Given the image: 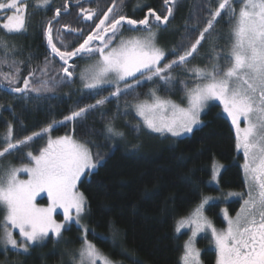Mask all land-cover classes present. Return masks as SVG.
I'll return each mask as SVG.
<instances>
[{"label":"snow or ice","instance_id":"1","mask_svg":"<svg viewBox=\"0 0 264 264\" xmlns=\"http://www.w3.org/2000/svg\"><path fill=\"white\" fill-rule=\"evenodd\" d=\"M240 4L237 10L234 0H218V7L209 8L210 18L203 30L196 24L190 28L185 24V38L190 32L199 31V36L186 49L183 42L169 50L167 55L176 59L168 60L165 50L157 44L156 27L167 26L173 15L176 0H165L169 5L163 17L148 8L142 19H132L126 15H118L119 6L113 0L112 7L97 17L83 43L71 51L61 50L54 41L53 24L49 20L44 33L50 56L58 58L59 70L53 66L52 60L45 57L41 65L31 67V56L28 58V76L21 78L24 61L9 59L14 55V45L0 40L4 55L0 57V89L9 93L29 97L33 94L39 98L43 93H50L62 84L74 82V73L82 83V90L90 95H98L105 87L114 89L109 96L96 100L95 103L71 111L62 121H53L42 132L32 133L22 139L12 135V125L3 139L6 146L0 148V158L14 151L29 148L35 138L47 136L46 146L38 149V154L31 151L24 153L29 164L20 167L9 166L0 172V208L5 211L0 243L5 249L11 246L22 252H28L32 245H37L52 233L59 239L66 224L75 223L80 226L81 246L76 250L72 264H115L95 243L88 239L91 232L97 239L109 240L103 233L81 223L87 208V198L78 190V182L82 176L97 169L103 160L99 152L93 153L89 144L81 142L71 135L53 138L50 133L54 127L65 122L83 123L87 115L95 111L111 99L132 94L146 81H159L167 89L177 83L173 72L182 68L193 80L192 87L182 84V91L187 99V106H181L171 99L161 97L156 89L148 93L150 99L139 100L128 105L141 117V123L134 126L139 131L141 125L154 133L170 134L181 137L191 134L200 126L201 113L210 101H219L223 112L230 118L234 126L236 149L242 153L244 163L242 170L246 183V192H229L230 197L242 199L240 210L233 218L227 215V227L217 229L204 214L205 205L214 198H203L189 217L177 222L176 231L190 228L191 237L183 245L182 264H202L200 250L196 247L195 237L204 231L210 232L218 253L217 264H264V0H235ZM49 0H34L35 6H46ZM27 4L24 0H8L0 2V11L11 15L0 16L4 20L0 28L7 34L19 33L26 29ZM86 21H92L95 10L80 9ZM222 12L234 25L230 32V45L227 51L212 46L209 59L211 67H189L191 59L198 54V48L205 41V34H211L217 19ZM61 14L55 9V17ZM112 14V15H110ZM152 18L150 21L149 18ZM127 25L132 32L143 30V35L124 37L123 27ZM73 35L83 36L82 30L63 26ZM59 42L64 45L62 30H57ZM66 48V45H65ZM89 59L98 57L94 63L88 64L77 72V67L69 63L74 58ZM163 62V63H162ZM55 72V75L51 73ZM10 107V106H9ZM242 121L244 126L242 125ZM108 138L124 137L125 133L115 127L113 121L105 124ZM223 165L214 163L213 180L218 181L219 169ZM21 172L27 173V179H20ZM46 194L50 201L47 206L37 203V197ZM247 197L246 199L244 197ZM62 209L63 222L54 216L57 209ZM18 229L22 240L13 235Z\"/></svg>","mask_w":264,"mask_h":264},{"label":"trees","instance_id":"2","mask_svg":"<svg viewBox=\"0 0 264 264\" xmlns=\"http://www.w3.org/2000/svg\"><path fill=\"white\" fill-rule=\"evenodd\" d=\"M0 2H8V0H0ZM24 2L27 4L26 29L19 33L7 34L0 28V40L15 46L14 55L10 52L9 59L15 58L25 62L22 66L21 78L28 76L29 56H31L32 68L37 65L42 66L44 58L49 57L54 68L59 70L61 63L58 58L49 55L50 47L47 45L44 30L49 19L55 15V9L64 5V0H49V4L42 7L35 6L34 0H24ZM115 2H119L117 5L121 15L134 4H141L145 10L152 8L163 17L169 7L165 0H115ZM92 5L97 8V17L102 18L103 12L112 7L113 0L112 2L98 0ZM238 5L234 2L237 10ZM216 7L218 0H176L173 15L169 18L167 26L159 27L162 31L177 30V34L171 38L172 42L169 41L168 48L170 46L171 49L175 48L183 42L186 49L194 43L199 31L190 32L185 38V24L189 25V28L196 24L202 31L210 18L209 8ZM11 14L0 11V16ZM59 20L60 18L57 17L52 22L54 41L58 37L57 30H62L61 24L55 25ZM4 22L6 21L0 20V25ZM98 22L97 19L96 23ZM233 24L234 21L230 24L229 17L222 12L211 34L207 33V36L212 37L224 29L230 30ZM62 35L67 36L63 30ZM132 35L134 34L128 36ZM83 39L84 37L64 40V45L59 41L55 42L62 51H71L83 43ZM3 55L0 46V57ZM166 58L176 59L171 55ZM86 61L88 60L77 58L71 64L76 65L79 72ZM192 61L193 59L190 64L193 63ZM180 69L177 68L173 72V76L177 79H181L177 73ZM0 70L8 72L10 69L5 66ZM51 74L55 75V72ZM178 84L174 83L166 89L159 81H148L138 87L134 93L121 96L118 100L111 99L105 106L90 112L83 123L65 122L53 128L51 132L58 136L73 133L81 142L92 141L94 143L89 146L93 153L99 152L103 157L98 168L86 174L78 187L87 198L89 228L109 238L105 242L97 239L90 232L88 239L115 262L182 264L183 245L188 239V233L177 232V222L189 216L203 198L212 197L213 203L209 204L207 214L215 221L218 228H225L227 225L220 214L221 208L226 205L229 214L235 216L243 202L240 198L230 201L227 198L219 203L215 202L220 194L246 192L242 170L244 157L235 146L234 126L218 103L211 104L205 112L203 125L184 137L154 133L141 138L135 137L138 136L137 133L131 132L120 142L108 138L105 124L114 117L118 106L125 107L126 102L129 104L146 99L151 89H156L158 95L164 98H170L176 95L175 88L180 91L181 85ZM113 90L111 87H105L98 95H90L81 89L80 80L76 78L75 73L73 83L62 84L53 92L41 94L39 98L35 94L23 97L0 89V148L6 146L3 136L8 131L9 123L12 125L13 137L22 139L32 133L42 132L53 121H62L73 110L109 96ZM45 143L46 138H42L24 149L36 154ZM18 151L8 156L13 157ZM214 163L223 165L218 177L219 185L213 181ZM4 217L5 211L0 208V229ZM63 232L60 239L56 240L50 236L31 247L26 253L9 246L5 249L0 243V264L69 262L65 250L74 251L79 247L82 243L79 239L81 231L79 226L71 224ZM199 243L204 247L202 253L204 263L216 264L217 251L209 240L202 239Z\"/></svg>","mask_w":264,"mask_h":264},{"label":"rangeland","instance_id":"3","mask_svg":"<svg viewBox=\"0 0 264 264\" xmlns=\"http://www.w3.org/2000/svg\"><path fill=\"white\" fill-rule=\"evenodd\" d=\"M234 2H235V0H234ZM235 3H237V4H239L238 2H235ZM239 7H240V4L238 5ZM235 7V6H234ZM234 25V24H233ZM233 25L231 26V28H230V30H223V31H220L219 33H217V34H214V35H212V37H209V35L207 36V33L205 34V37H206V39H205V41H202V46H200L199 48H198V54L197 55H195V58H193V63H191V64H189V67H192L193 65H197V66H199V67H211V64H212V61H210V59H209V57H210V55L212 54V46L213 45H216L217 46V49H219V48H222L224 51H227L228 50V47H229V45H230V40H231V37H230V32H231V29H232V27H233ZM155 31V30H154ZM212 31V30H211ZM157 32V44H158V46H160V47H162L164 50H165V52H166V57L168 56L167 55V53L169 52V50H171V46L168 48V46L170 45L169 44V41H171V38L175 35V34H177V30H168V31H162V30H160V28L158 27V30L156 31ZM144 34V33H143ZM143 34H136V35H143ZM124 37H129L128 35H123ZM208 37H209V39H208ZM172 42V41H171ZM202 51V52H201ZM98 57H93V59H91V60H88V61H86L85 62V64L84 65H82V68L83 67H85L86 65H88V64H91V63H94V61L97 59ZM180 76H181V79H177L176 77H175V79H176V81H177V83H179V81H184V82H186V83H188V86L189 87H192V85H193V80H192V78L190 77V75L189 74H187V73H185L184 72V70L181 68L180 70H178V72H177ZM146 82H148V81H146ZM146 82H144V83H146ZM80 83H81V81H80ZM181 85V86H180ZM178 86H180V91H178V88H175L176 89V95H174V96H171L170 98H167V99H171V100H173V101H175L176 103H178V104H180L181 106H184V107H186L187 106V99L185 98V94H184V92L182 91V84L181 83H179L178 84ZM81 89H82V83H81ZM158 94V93H157ZM162 97V96H161ZM146 99H150V97L148 96ZM145 100V99H144ZM136 103V102H135ZM215 103H218L219 105H221L222 106V104L219 102V101H210L207 105H206V107H205V109H204V111L201 113V117H200V119H201V121H202V124L200 125V126H202L203 125V123H204V119H203V115L205 114V112L208 110V108L211 106V104H215ZM132 104H134L133 102H131V103H129L128 105H132ZM106 105V104H105ZM104 105V106H105ZM222 108H223V106H222ZM124 112H125V107H123V106H118L117 107V110H116V113H115V115H114V117H112L110 120L111 121H113V123H114V125H115V127L116 128H118L119 130H121V131H123L124 133H125V135H124V137H115V138H111V140H113V141H115V142H120L121 140H123V138H125L127 135H129V133H131V132H133V133H137L136 135H138V136H135V137H145V136H151V134H154V132H151L150 130H148V129H146L145 127H143L142 125H141V127H140V129H139V131H136L135 130V127L134 126H136V125H138V124H140L141 123V117H139L136 113H135V111L131 108V107H129V108H127V115H125L124 114ZM224 113V112H223ZM224 115H226L225 113H224ZM227 116V115H226ZM230 119V118H229ZM110 120H108V121H110ZM200 126H198V127H200ZM233 126V125H232ZM241 126H244V123H243V121H242V125ZM57 127V126H56ZM198 127H196V128H198ZM55 128V127H54ZM196 128H194L193 129V131L196 129ZM43 131V130H42ZM52 132V131H51ZM106 132V131H105ZM139 132V133H138ZM193 133V132H192ZM191 133V134H192ZM107 134V133H106ZM50 135L53 137V138H55V137H57L58 135H54V134H51L50 133ZM64 135H71V136H73L75 139H77L76 138V136L73 134V133H68V134H64ZM185 135H190V134H185ZM185 135H183V136H181V137H184ZM59 136H61V135H59ZM42 138H46V142H47V136H41V137H39V138H35L33 141H32V143L33 142H35L36 140H40V139H42ZM132 137H130V139H131ZM78 140V139H77ZM45 146H46V143L44 144ZM44 147V146H43ZM90 147V146H89ZM28 151V149H24V150H22V152H21V150L20 151H18V153L17 154H15L13 157L12 156H8L9 154H6L4 157H2V158H0V172H3L4 170H6L9 166H15V167H20L22 164H29L30 163V161H29V159L28 158H26V156L24 155V153L25 152H27ZM36 154H38V153H36ZM98 168V167H97ZM221 169L222 168H220L219 169V173L221 172ZM96 170V169H95ZM95 170H93V171H95ZM85 176H82L81 177V180L84 178ZM218 177H219V175H218ZM19 178L20 179H27L28 178V174L27 173H24V172H21L20 174H19ZM80 180V181H81ZM79 181V182H80ZM215 183H216V185H219V183H220V181H219V179H218V181L217 180H213ZM79 182H78V184H79ZM77 187H78V185H77ZM78 190L80 191V189H79V187H78ZM81 192V191H80ZM238 193H243V192H238ZM245 193V192H244ZM212 198V197H211ZM228 198V200L230 201L231 199H238L237 197H230V196H228V195H223V194H220L219 195V198L217 199V200H215V202H218L219 203V201H221V200H225V199H227ZM245 199L247 198L246 196L244 197ZM241 199V198H240ZM37 203L38 204H40V205H42V206H47L48 205V203H50V201L47 199V197H46V194H41V196H39V197H37ZM211 203H213L212 201L209 203V204H211ZM209 204H207V205H205V207H204V214L212 221V223H213V225L217 228V229H224V228H218V225H216V223H215V221L210 217V215L209 214H207V208H208V206H209ZM227 210V215L228 216H231V217H235V216H233L232 214H229V212H228V207L226 206V205H224V207H222L221 208V210H220V214L222 215V217H223V219H224V221H225V224L227 225V218H226V216H225V212H224V210ZM87 215H88V210L86 209L85 210V213H84V215L82 216V219H81V223L82 224H84V225H86V226H88L89 227V223H88V220H87ZM54 216H55V218L57 219V221H59V222H63V215H62V209H57V211H56V213H54ZM190 216V215H189ZM189 216H187V217H189ZM72 224H75V223H72ZM69 225H71V224H66L65 225V229L66 228H68V226ZM77 225V224H76ZM77 226H79V225H77ZM80 227V226H79ZM227 227V226H226ZM225 227V228H226ZM64 231V230H63ZM62 231V235L64 234V232ZM181 232H187L188 233V235H187V237H188V239L191 237V235H192V231H191V229L190 228H183V229H181L180 230ZM13 235L17 238V240L18 241H20V240H22V238L19 236V234H18V229H13ZM50 236H53L56 240H57V238L54 236V234H52V233H50L49 234V237ZM62 237V236H61ZM60 239V238H59ZM187 239V240H188ZM195 244H196V247L200 250V259H201V261H202V264H205L204 263V260H203V258H202V253H203V251H204V247H202L201 245H200V241L202 240V239H204L205 241L206 240H209V242H210V244H211V246L216 250V247H215V243H214V240H213V238H212V236H211V234H210V232H208L207 230L206 231H204V232H202V233H199L195 238ZM46 240V239H45ZM44 240V241H45ZM43 242V241H42ZM94 243V242H93ZM33 246H35V245H32V246H30L29 247V249L31 248V247H33ZM80 246H81V244L79 245V247L77 248V249H79L80 248ZM9 248H12L11 246H9ZM12 249H14V248H12ZM28 249V250H29ZM77 249H75L74 251H68L67 249L65 250L66 252V254H67V256L69 257V259H70V261L69 262H66L65 263V261H64V263L65 264H72V259H73V256L75 255V253H76V250ZM19 250V249H18ZM217 251V250H216ZM71 252V253H70ZM103 252V251H102ZM105 253V252H104ZM106 254V253H105ZM106 255H108V254H106ZM109 256V255H108ZM217 258H218V253H217ZM111 259V258H110ZM115 262V261H114ZM64 263H61V264H64ZM115 264H122V262L121 263H119V262H115ZM216 264H217V262H216Z\"/></svg>","mask_w":264,"mask_h":264},{"label":"flooded vegetation","instance_id":"4","mask_svg":"<svg viewBox=\"0 0 264 264\" xmlns=\"http://www.w3.org/2000/svg\"><path fill=\"white\" fill-rule=\"evenodd\" d=\"M96 2L98 0H64V5H61L60 7H58L60 9V20L59 22H57L55 25H59L61 24V29L63 30V32L65 33V35H67L66 37H64L63 35V40H70V39H81V38H85V36L88 35V33H90L93 29H94V24L97 22V16H98V12L96 11V6L92 5L93 2ZM112 2V0H110ZM119 2H116V4H118ZM106 6L104 5V8ZM86 9V10H95L96 11V15L93 17L92 21H86L83 18V15L80 11V9ZM127 10V9H126ZM64 13V14H62ZM147 13V10H145V8H143V5L141 4H134L129 10H127L123 15H126L132 19H135V17H137L136 19H142L144 17V15ZM55 14V11H54ZM118 15H121L119 13V11L117 12ZM55 15L50 18L49 20H55L54 19ZM57 18V17H56ZM150 20H152V18H150ZM64 25H68L71 29H79L82 30L83 32V36H77V35H73L68 29H64L63 26ZM153 30L157 31L158 27H156V24L153 23ZM122 33L123 35L127 34H143V30L138 31V32H132L129 30V27L127 25H125L122 29ZM55 41H59V37L55 38ZM93 59V58H92ZM89 60V59H87Z\"/></svg>","mask_w":264,"mask_h":264},{"label":"water","instance_id":"5","mask_svg":"<svg viewBox=\"0 0 264 264\" xmlns=\"http://www.w3.org/2000/svg\"><path fill=\"white\" fill-rule=\"evenodd\" d=\"M48 47H49V46H48ZM77 58H79V57H77ZM77 58H74L73 60H75V59H77ZM73 60H72V61H73ZM72 61H70L69 63H71Z\"/></svg>","mask_w":264,"mask_h":264}]
</instances>
